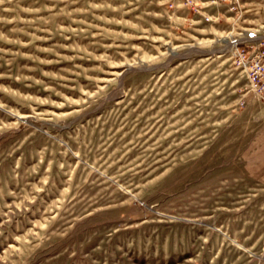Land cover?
<instances>
[{"label":"rangeland","instance_id":"obj_1","mask_svg":"<svg viewBox=\"0 0 264 264\" xmlns=\"http://www.w3.org/2000/svg\"><path fill=\"white\" fill-rule=\"evenodd\" d=\"M185 2L0 0V264H264V0Z\"/></svg>","mask_w":264,"mask_h":264},{"label":"built area","instance_id":"obj_2","mask_svg":"<svg viewBox=\"0 0 264 264\" xmlns=\"http://www.w3.org/2000/svg\"><path fill=\"white\" fill-rule=\"evenodd\" d=\"M185 1L187 5L194 3V0ZM230 47L236 67L245 75L251 92L264 98V39L245 45L244 40L233 37Z\"/></svg>","mask_w":264,"mask_h":264},{"label":"crops","instance_id":"obj_3","mask_svg":"<svg viewBox=\"0 0 264 264\" xmlns=\"http://www.w3.org/2000/svg\"><path fill=\"white\" fill-rule=\"evenodd\" d=\"M243 160L250 175L264 184V128L250 141Z\"/></svg>","mask_w":264,"mask_h":264},{"label":"water","instance_id":"obj_4","mask_svg":"<svg viewBox=\"0 0 264 264\" xmlns=\"http://www.w3.org/2000/svg\"><path fill=\"white\" fill-rule=\"evenodd\" d=\"M176 56H177V54L174 53V57H176Z\"/></svg>","mask_w":264,"mask_h":264}]
</instances>
